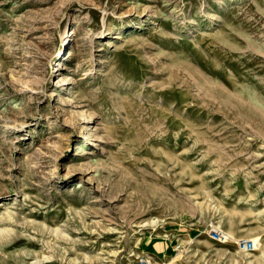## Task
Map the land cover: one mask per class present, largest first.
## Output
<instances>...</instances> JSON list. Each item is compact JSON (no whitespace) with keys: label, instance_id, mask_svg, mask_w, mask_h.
<instances>
[{"label":"rangeland","instance_id":"obj_1","mask_svg":"<svg viewBox=\"0 0 264 264\" xmlns=\"http://www.w3.org/2000/svg\"><path fill=\"white\" fill-rule=\"evenodd\" d=\"M142 255L264 264V0H0V264Z\"/></svg>","mask_w":264,"mask_h":264},{"label":"built area","instance_id":"obj_2","mask_svg":"<svg viewBox=\"0 0 264 264\" xmlns=\"http://www.w3.org/2000/svg\"><path fill=\"white\" fill-rule=\"evenodd\" d=\"M213 236L211 237L214 241L216 242H221V243H224L225 241H227L228 238L226 237H223V233L221 231H214L213 230ZM181 247L182 245H177V246H174L173 247V250L177 253V252H180L181 251ZM247 247L250 248L252 247L253 248V244H250L248 243L247 244ZM136 264H155L154 261L152 260L151 257H148V256H145V255H142V256H139V258H137V262Z\"/></svg>","mask_w":264,"mask_h":264},{"label":"bare ground","instance_id":"obj_3","mask_svg":"<svg viewBox=\"0 0 264 264\" xmlns=\"http://www.w3.org/2000/svg\"><path fill=\"white\" fill-rule=\"evenodd\" d=\"M148 226H151V227H154V226H157L156 225V222L155 221H153V222H148V223H146L145 225H143L142 227H148ZM227 238V237H226ZM45 257V256H44ZM43 259H45L47 262H48V260H47V258H43ZM88 259V258H87ZM41 260V259H40ZM42 261V260H41ZM35 263V262H34Z\"/></svg>","mask_w":264,"mask_h":264}]
</instances>
